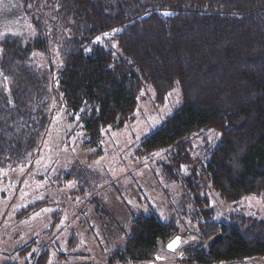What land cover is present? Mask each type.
<instances>
[{
  "label": "trees",
  "instance_id": "1",
  "mask_svg": "<svg viewBox=\"0 0 264 264\" xmlns=\"http://www.w3.org/2000/svg\"><path fill=\"white\" fill-rule=\"evenodd\" d=\"M44 1L55 9V24L69 32L59 45L61 103L93 139L101 128L130 120L142 90L151 88L156 102H163L175 84L182 103L144 140V150L173 149L179 169L180 156L190 160L194 138L206 130L219 134L198 167L174 176L185 191L180 214L196 226L199 239L184 248L183 262L264 258V221L237 213L218 221L208 195L211 190L225 203L264 197V0L23 3ZM46 48L41 35L28 43L15 35L0 41V73L11 96L9 101L0 86V166L25 159L46 125L44 78L31 59ZM176 225L139 212L109 263L150 260L177 235Z\"/></svg>",
  "mask_w": 264,
  "mask_h": 264
},
{
  "label": "rangeland",
  "instance_id": "2",
  "mask_svg": "<svg viewBox=\"0 0 264 264\" xmlns=\"http://www.w3.org/2000/svg\"><path fill=\"white\" fill-rule=\"evenodd\" d=\"M54 10L48 1L25 6L23 0H0V41L5 35L24 43L40 35L47 38L46 51L31 55L44 78L46 125L25 159L0 166V264H40L44 253L43 264H110L109 257L123 246L139 212L155 213L163 222L174 220L177 235L168 243L176 238L179 243L174 249L167 243L137 264H185L184 248L199 239L196 226L180 214L185 191L174 176L198 167L205 147L217 144L219 134L206 130L194 138L190 160L180 156L179 169L172 161L173 149L144 150V140L182 103L175 84L163 102H156L151 88L142 90L132 118L101 128L93 139L78 115L61 103L59 45L69 32L55 24ZM0 86L11 101L9 81L1 73ZM168 165L172 167L166 170ZM208 195L218 221L233 213L264 221L262 194L234 203L223 202L211 190ZM219 264H264V258Z\"/></svg>",
  "mask_w": 264,
  "mask_h": 264
},
{
  "label": "snow or ice",
  "instance_id": "3",
  "mask_svg": "<svg viewBox=\"0 0 264 264\" xmlns=\"http://www.w3.org/2000/svg\"><path fill=\"white\" fill-rule=\"evenodd\" d=\"M165 15H167V13H165ZM105 35H108V34L106 33ZM96 40L99 41L100 37H97ZM156 155H159V153H157ZM178 243H179V238H176L175 240L169 243L168 245L169 249H174L178 245Z\"/></svg>",
  "mask_w": 264,
  "mask_h": 264
},
{
  "label": "crops",
  "instance_id": "4",
  "mask_svg": "<svg viewBox=\"0 0 264 264\" xmlns=\"http://www.w3.org/2000/svg\"><path fill=\"white\" fill-rule=\"evenodd\" d=\"M175 239V238H174ZM177 247V246H176Z\"/></svg>",
  "mask_w": 264,
  "mask_h": 264
},
{
  "label": "bare ground",
  "instance_id": "5",
  "mask_svg": "<svg viewBox=\"0 0 264 264\" xmlns=\"http://www.w3.org/2000/svg\"><path fill=\"white\" fill-rule=\"evenodd\" d=\"M169 244V243H168Z\"/></svg>",
  "mask_w": 264,
  "mask_h": 264
}]
</instances>
